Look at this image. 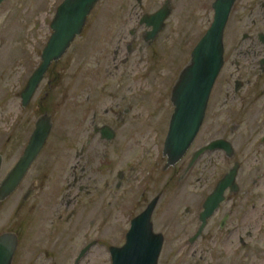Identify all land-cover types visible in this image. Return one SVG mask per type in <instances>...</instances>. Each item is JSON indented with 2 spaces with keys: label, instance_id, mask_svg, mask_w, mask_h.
Returning <instances> with one entry per match:
<instances>
[{
  "label": "flooded vegetation",
  "instance_id": "af4514ba",
  "mask_svg": "<svg viewBox=\"0 0 264 264\" xmlns=\"http://www.w3.org/2000/svg\"><path fill=\"white\" fill-rule=\"evenodd\" d=\"M8 1L2 0L0 7ZM198 1L205 6L203 13L208 27L216 18L219 6L229 10L223 38L224 63L210 91L194 139L173 164L168 163L163 148L174 111L171 91L175 81L169 92L160 93L151 107L148 118L154 114L163 125L159 142L163 177L157 192L147 181L137 190L141 183L136 184L123 170H118L111 182L108 181L107 176L112 170H107L105 153L101 149L117 138L114 120L117 124L129 120L130 106L110 103L102 115L113 119L104 122L99 121V114L93 110L90 113L93 136L89 137L87 130L81 132L78 138L84 144L79 148L74 146L73 132L66 130V121L60 118L64 129L55 131L57 115L63 108L68 112L66 116L71 117V102L69 106L66 104L70 83L65 87L60 76L65 67L70 66V59L65 58L79 34L60 57L48 64L29 96H26V89L31 76L41 67L42 53L52 34L53 18L49 23L50 33L41 49L39 43H27L25 40L18 45V70L9 75L8 79L13 82L4 90L9 104L5 115L10 126L7 125L0 135V235L9 232L16 239L10 264H84L94 248H97L96 259L101 260L104 258L105 241L113 231L106 229L105 225L115 229L113 238L120 237L121 230H124L123 241L108 244L109 252L110 246L124 243L132 219L144 212L153 200L150 222L153 231L163 235V248L166 232L155 226L157 207L162 203L164 193L169 191L170 177L179 174L178 182H183L193 171L198 176L190 181L197 183L192 182L195 190L187 194L194 196L195 201L183 209L185 214L195 217L196 225L186 240L178 241L179 236L176 235V256H182L187 245L210 249L221 244L230 250L259 249L264 252V0ZM163 6L168 7L170 14V0H164ZM165 19L161 31L165 29ZM150 29L139 35L132 29L129 30L130 39L119 35L118 39L110 40L102 56L107 61L103 69L110 74L114 73L110 72L112 68L117 72L118 63H127L135 50L140 52L144 47L155 51L151 55L152 63L144 69L145 73L151 70L150 73L156 74L157 70L162 74V59L167 54L164 51H176L177 59L181 58L183 42L166 40L168 44L165 43L164 49L157 51L155 42L159 32L153 38L145 39L144 36ZM137 37L138 43L135 42ZM2 43L0 33V47ZM108 58L114 61L111 69L107 66ZM81 66L84 68L83 77L88 79L86 69L89 67ZM95 69L99 71V67ZM80 88L81 93L86 92L88 82H82ZM58 95L62 97L59 102ZM89 96L86 92L85 102ZM41 121L44 127L49 126V131L40 145L29 147L37 123ZM135 128V124L132 125L129 132ZM110 134H113L112 138H107ZM94 138L101 145L99 149L91 146ZM210 144L213 145L207 147ZM198 151L200 153L194 158ZM17 164L24 171L8 190L9 175ZM234 169L236 175L224 190V199L192 239L200 228V213L206 197ZM185 229L183 226L182 231Z\"/></svg>",
  "mask_w": 264,
  "mask_h": 264
},
{
  "label": "rangeland",
  "instance_id": "374dc122",
  "mask_svg": "<svg viewBox=\"0 0 264 264\" xmlns=\"http://www.w3.org/2000/svg\"><path fill=\"white\" fill-rule=\"evenodd\" d=\"M62 1L9 0L8 3L0 7V33L3 36V43L0 47V76H2L0 77V135L7 125L10 126L5 115L9 104H7L8 98H5L7 92L4 90L9 83L13 82L8 79L9 75L11 73L14 75L18 70L16 56L20 51L18 45L25 40L27 43H39L41 49L50 33L49 23L55 15L57 6ZM163 1L97 0L87 15L85 27L65 58V60L70 59V66H66L60 76L64 86L70 83L67 88L66 104L69 106L71 102V117L66 116L68 112L63 108L61 114L57 115L55 124V131L58 132L64 129L61 126L60 118L66 121V130L73 132L74 146L79 148L84 144L78 138L81 132L87 130L88 136H93L90 123V113L93 110L96 109L99 114V121L104 122L113 119L102 115L103 109L109 107L110 103H119L120 107L130 106L129 120L120 124L114 120V125L118 130L117 138L109 144L106 143L105 147L101 149L105 153L104 161L107 170L108 168L112 170V173L110 172L107 176L108 181L111 182L118 170H123L126 176L134 179L136 184L141 183L137 185V190H140L144 182L147 181L150 186L155 187L154 192L159 191L163 177L159 144L163 125H160V118L154 114L148 118V113L155 105L156 99L160 97V93L169 92L179 71L189 60L195 40L208 27V20L203 13L205 6L200 5L198 0H170L171 12L165 19V29L160 30L157 35L156 50L162 51L165 43L168 44L166 40L170 43L173 40H179L183 42L181 47L183 55L177 59L176 51H164L163 53L167 54L163 55L162 68L160 69L162 74H159L157 70L156 74L150 73L151 70L148 73L144 71L145 67L152 63L151 55L155 53L150 48L144 47L140 52L135 50L127 63H118L119 70L117 72L113 68L111 69L114 64L113 58H108L107 66L111 69L110 72H114L113 74L103 69L107 61H104L102 56L105 54L107 43L110 40L118 39L119 35L130 39L129 30L132 29H135L138 35L150 29V26L140 23V18L144 14L156 12L163 6ZM169 31L170 35L167 36ZM138 40V37L135 38L136 43ZM81 45L86 48L82 49ZM111 56H113V52ZM82 64L89 67L86 69L88 79L83 77ZM95 67H99V71ZM86 81L88 82L86 92L90 95L87 102L84 101L86 92L81 93L80 88V84ZM64 92L66 91L64 90ZM124 95L126 97L122 99L121 97ZM61 98L58 95L57 102L61 101ZM134 124L136 128L130 133L129 127L132 128ZM96 139H93L91 146L94 149H99L101 145L97 143ZM89 155L93 156L92 153ZM169 175L171 176V174ZM196 176L198 174L193 171L186 176L187 180L178 182L179 174L172 175L169 180L171 184L169 191L164 193L166 195L157 207L154 216L155 226L166 232L158 264H264V252L261 253L259 249L230 250L226 247L225 249L221 244L210 249H197L194 246L190 248L187 245L182 250L183 255L176 256L178 252L174 246L177 241L176 235L179 236L178 241L179 239L180 241L186 240L196 225L195 217L185 214L183 209L185 205L195 201V197L187 193L195 190L192 184L197 182L190 180ZM6 212L9 214L8 210ZM9 219L11 224V217ZM183 226L186 228L184 231H182ZM105 228L113 229V231L111 235L109 234L112 239L107 237L105 241L104 258L96 259L97 248H94L84 264H111L107 246L108 244L121 243L124 230H121L120 237L113 238L115 229L112 226L109 228L107 224Z\"/></svg>",
  "mask_w": 264,
  "mask_h": 264
},
{
  "label": "water",
  "instance_id": "95a60500",
  "mask_svg": "<svg viewBox=\"0 0 264 264\" xmlns=\"http://www.w3.org/2000/svg\"><path fill=\"white\" fill-rule=\"evenodd\" d=\"M96 2L97 0H63L57 6L51 23L52 34L42 53L41 67L31 76L26 96L32 93L48 64L60 57L74 37L81 33L87 15ZM228 12L227 8L218 7L216 18L193 47L187 64L182 68L173 85L171 100L174 111L170 117L163 148V153L168 156L170 164L182 156L202 122L210 91L224 63L223 38ZM168 14V7L163 6L156 12L141 17L140 23L151 26L150 31L144 35L145 39L153 38L158 34ZM48 131L49 126L44 127L42 121L38 122L29 147L40 145ZM112 135H108L107 138H112ZM200 151L193 157L198 156ZM23 171L19 164L12 170L6 187L8 190L16 184ZM235 175L236 169L227 174L219 182L216 190L206 197L200 213L201 225L192 239L200 233L206 220L219 207L224 199V190L231 184ZM154 203L155 200L144 212L132 219L121 246L109 247L111 264H158L163 235L153 231L150 222ZM15 244L16 239L12 233L6 232L0 235V264H10Z\"/></svg>",
  "mask_w": 264,
  "mask_h": 264
}]
</instances>
